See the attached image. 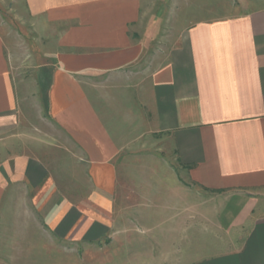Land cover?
I'll use <instances>...</instances> for the list:
<instances>
[{
  "label": "crops",
  "instance_id": "0c3cea01",
  "mask_svg": "<svg viewBox=\"0 0 264 264\" xmlns=\"http://www.w3.org/2000/svg\"><path fill=\"white\" fill-rule=\"evenodd\" d=\"M144 2L22 0L50 60L36 80L47 147L70 157L57 168L24 141L0 35V264H32L43 232L74 264H264V0L139 68ZM152 146L178 174L122 160Z\"/></svg>",
  "mask_w": 264,
  "mask_h": 264
},
{
  "label": "rangeland",
  "instance_id": "374dc122",
  "mask_svg": "<svg viewBox=\"0 0 264 264\" xmlns=\"http://www.w3.org/2000/svg\"><path fill=\"white\" fill-rule=\"evenodd\" d=\"M254 1L257 0H145L137 33L140 40L144 39L147 48L142 58L145 64L141 62L138 67L146 66L148 60L155 64L163 58L176 38L189 26L197 22L239 15L248 9V3ZM0 35L4 37L10 52L12 74L19 94L24 141L32 144L36 157L49 160L57 168L58 164L62 165V162L70 161V157L64 155L62 151L47 147L48 134H56L57 131L46 118L43 99L37 91L36 80L37 66L50 60L35 57L36 54L43 57L46 45L40 44L34 36L31 19L24 10L22 0H0ZM41 52L42 54H39ZM163 149L152 146L140 155L133 157L127 155L122 160L128 166L132 162L145 166L165 164L167 174H178L171 150ZM73 159L72 166H74ZM71 168L72 171L67 169L62 172L73 178L76 174L74 167ZM142 169L139 174L152 175L147 168ZM120 174H123V179L126 178L125 171ZM52 241V237L43 232L39 236V242L48 250L37 253L23 252L22 255L30 256L32 264H37V261L38 264H74L84 259L83 252L77 249H63V245L52 244Z\"/></svg>",
  "mask_w": 264,
  "mask_h": 264
}]
</instances>
